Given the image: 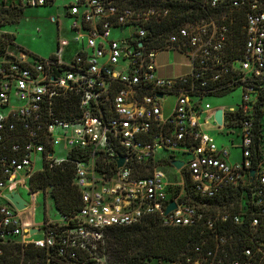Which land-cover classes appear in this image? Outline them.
I'll return each instance as SVG.
<instances>
[{
  "label": "built area",
  "instance_id": "1",
  "mask_svg": "<svg viewBox=\"0 0 264 264\" xmlns=\"http://www.w3.org/2000/svg\"><path fill=\"white\" fill-rule=\"evenodd\" d=\"M54 6L76 41L68 60L67 40L43 60L0 31V264H110L106 234L150 217L193 233L178 261L159 264H264V0H0V28ZM164 52L187 71L162 78ZM237 89V107L204 102ZM209 121L237 133L241 160ZM70 167L80 209L26 225L30 205L6 195L52 198L33 178Z\"/></svg>",
  "mask_w": 264,
  "mask_h": 264
},
{
  "label": "rangeland",
  "instance_id": "2",
  "mask_svg": "<svg viewBox=\"0 0 264 264\" xmlns=\"http://www.w3.org/2000/svg\"><path fill=\"white\" fill-rule=\"evenodd\" d=\"M63 12L62 8L58 10L56 6L52 8H27L17 23L7 24L5 27L0 28V31L13 34L17 48L20 47L43 60H48L56 52L59 39L67 40L68 47L64 51L63 58L68 60L75 52L77 45L74 35L69 31V21L63 17ZM59 17L60 30H58L57 25L53 21V18L59 19ZM158 63L161 68V75L176 76L182 70H186L184 66L188 65V60L178 53L164 52L160 54ZM242 95V90L237 89L224 96L207 97L204 102L210 103L213 107L229 109L242 103ZM209 124L214 130L208 131V134L214 137L218 148L221 151L227 150L231 155V161L241 160V151L233 148V144H240V138L237 133L229 129H223V132L219 131L212 121H209ZM64 154L60 153V155ZM41 162V160H38L37 167L41 166ZM171 175L175 176V173L172 172ZM18 192L30 205L29 212L22 217L26 225H41L46 221H61L62 217L55 208L54 201L50 195L44 196L43 193L39 192L32 197L27 187H19ZM0 203H3L1 198Z\"/></svg>",
  "mask_w": 264,
  "mask_h": 264
},
{
  "label": "trees",
  "instance_id": "3",
  "mask_svg": "<svg viewBox=\"0 0 264 264\" xmlns=\"http://www.w3.org/2000/svg\"><path fill=\"white\" fill-rule=\"evenodd\" d=\"M12 17L14 21L19 18L16 14ZM72 178L71 167L65 171H45L35 175L31 189L35 193L53 186L51 195L57 210L65 216H72L81 207V193L74 186ZM192 237L191 229L166 227L161 221L150 217L140 224L108 232L104 251L110 264L176 262L187 250ZM16 261V258L9 257L4 260L5 264H15Z\"/></svg>",
  "mask_w": 264,
  "mask_h": 264
},
{
  "label": "water",
  "instance_id": "4",
  "mask_svg": "<svg viewBox=\"0 0 264 264\" xmlns=\"http://www.w3.org/2000/svg\"><path fill=\"white\" fill-rule=\"evenodd\" d=\"M159 97H162V95H159ZM222 115H223L222 110H218L216 112L215 118H216V121L219 125H222ZM116 159L118 162V168H123L125 165V160L121 156H118ZM172 165L177 170H181L183 168L184 164L180 161H172ZM6 199H8L16 207V209L19 211L26 210L28 207V203L18 193H12V194L6 195ZM175 210H176V204L173 203L168 207L165 216L167 217L170 213H172ZM34 233L35 232H32V234H34Z\"/></svg>",
  "mask_w": 264,
  "mask_h": 264
},
{
  "label": "crops",
  "instance_id": "5",
  "mask_svg": "<svg viewBox=\"0 0 264 264\" xmlns=\"http://www.w3.org/2000/svg\"><path fill=\"white\" fill-rule=\"evenodd\" d=\"M22 17V16H21ZM185 67V71H181L178 75H176V76H179V75H182V74H184L186 71H187V65L186 66H184ZM160 76L162 77V78H173V77H176V76H167V75H161V72H160Z\"/></svg>",
  "mask_w": 264,
  "mask_h": 264
}]
</instances>
